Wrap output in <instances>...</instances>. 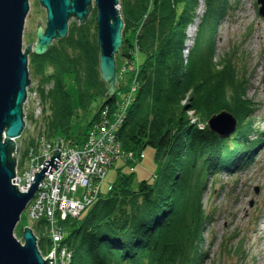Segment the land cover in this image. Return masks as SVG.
Masks as SVG:
<instances>
[{"label":"trees","instance_id":"1","mask_svg":"<svg viewBox=\"0 0 264 264\" xmlns=\"http://www.w3.org/2000/svg\"><path fill=\"white\" fill-rule=\"evenodd\" d=\"M226 1L205 0L193 47L184 61L185 31L195 16L197 0H120L124 27L117 56L124 67L137 58L136 50L144 61L118 141L136 162L142 150L154 149L157 168L150 180L136 183L132 173L119 174L108 195L99 196L83 218L85 212L64 222L79 223L66 241L73 253L72 264H201L206 258L203 233L211 216L203 210L202 198L210 179L247 159L260 140L249 136L255 129L245 75L230 59L213 61L214 31ZM145 15L136 39L129 40L128 34L135 35ZM90 23L91 19L70 28L64 40L38 58V64L32 61L42 78L39 93L49 107L42 135L50 142L72 140L75 114H87L102 101L90 126L100 117L103 105L110 108L116 100L117 96L106 97ZM68 79L78 95L76 110L66 91ZM48 83L52 88L45 94L42 88ZM186 95L188 103L182 107ZM186 111L193 112L195 121ZM222 111L236 121L230 146L207 128L211 116Z\"/></svg>","mask_w":264,"mask_h":264},{"label":"rangeland","instance_id":"2","mask_svg":"<svg viewBox=\"0 0 264 264\" xmlns=\"http://www.w3.org/2000/svg\"><path fill=\"white\" fill-rule=\"evenodd\" d=\"M118 1L120 4V0ZM204 2L205 0H197L195 16L185 31V41L182 49L184 61L193 47L199 19L201 20L204 13ZM226 3L227 8L221 19L217 21L214 31L213 61L218 62L221 61L222 58L230 59V61L235 64L236 69L241 70L242 72L240 73L245 75L246 98L253 103L252 123L255 129L249 136L251 140H260L258 146L247 155V159L243 160L241 158L234 169L230 171H220L210 179L207 191L202 198L203 210L206 214L210 215L211 218L203 233L202 246L203 252L206 253V258L202 260L201 264H264V135H259L260 133H264V18L260 17L258 14L259 6L257 5V0H227ZM120 10L119 5V12ZM95 18L96 11L92 3L86 23L91 19V32L96 36L97 40ZM145 20L146 15L138 24L135 35L133 36L134 33L128 34L127 38L129 40H133L134 42ZM38 24H40L41 32H44V25L46 26V12L40 6L38 0H28V13L25 18L22 32V52L24 53L29 44L32 43L27 65L30 85L26 90L27 97L23 105L25 128L21 137L14 141L16 143L14 152L18 160V164L16 163L17 168L15 166L14 173L15 178H20L22 183H24V175L28 173L27 171L30 169L33 173V169L37 167V162L34 158L44 154V150L47 148L48 144H51L52 147V150L49 151L51 155L54 152L56 141L50 142L45 139V135L44 137L42 135L45 133L44 124L48 121L50 112L48 104L42 101L41 94L39 93V86H43L41 85L42 78L37 76L34 71V62L38 64V58L43 57L47 53L46 51L40 56L34 54ZM84 25L85 24L81 25L79 22L72 19L68 23V30L75 26L80 27ZM57 42L58 41L52 42L51 46L56 45ZM136 51L134 53H136L135 55H137V58L134 59L132 64H128L131 66H127L128 70L125 71L126 73H124V71L122 72L124 61H121L119 56H115L117 84L114 96L117 97L110 108L107 107L108 105H103L99 110L101 112L98 111L101 116L106 114L107 119L111 117L110 121L116 110L119 109L120 111V104L123 103L122 100L128 96L127 92L131 93L133 91L132 97L136 94L137 89L135 85L137 84L138 69L144 61L143 56L137 54L138 52ZM33 60L35 61L32 63ZM47 73H51L49 68ZM71 82L70 79L66 80V91L70 95L72 102L71 106L76 110L78 95ZM51 88L52 83H48L42 90L47 94ZM187 98L188 96L186 95L185 99L181 101L180 106L185 107L187 105L189 99ZM101 103L102 101L96 103L91 112L87 114L79 113L78 115H74L70 131L72 140L67 141L68 139H63V141L66 140V142L70 143V149L78 152L84 151L83 149L86 147L85 144L88 142L90 134L92 133L90 128L95 122L98 123L100 121V117L90 126L88 123L94 118L97 108L101 106ZM192 113L193 112L186 111V115L189 116L192 121H195ZM234 133L228 139L223 140L227 141L229 146L234 139ZM77 138H79V140H77ZM93 138L96 139L98 150H102V145L104 147L106 145V136L105 138L100 137L99 139V135H96ZM60 141L62 143L61 139ZM62 145L61 148L56 151H61ZM118 150L121 151V158H119L113 166L108 167L105 174H103V176L101 175L102 177L100 175L94 177L91 172L96 169V165L92 167L93 163L91 161H87V159L83 161L84 159L81 158L83 163L86 162L87 165H90V169L92 170L85 173L82 178L87 177L88 180H92V184L97 188L93 200H90V198L88 199L90 201V206L98 200L99 196L105 197L108 195L109 188L116 182L119 174L132 173L133 180L136 183L143 180H150L156 172L157 165L155 163L154 149L147 147L142 150V157L137 162L134 161L135 156L133 153H124L120 142ZM96 152L98 154L100 153L99 151ZM108 158L110 159L111 157ZM93 162H95V160H93ZM81 165L85 164L81 163ZM41 171L42 169L39 173ZM47 177L48 173H45L43 179ZM74 181L77 183L76 192H74L76 193L75 198H81L82 195L86 193V189L89 188L88 185L90 182L85 185L82 183L81 178L74 179ZM62 186V188H64V184H62ZM87 194L88 192L86 195ZM34 196L35 194L33 198ZM85 214L86 212L80 216V219L83 218ZM36 225L37 222L30 221L24 210L20 216V221L15 227L14 238L18 242L20 241L19 243L23 246V230L24 228L31 229L38 237L36 246L39 252L42 248L41 245H43L45 241L42 238V234L44 233H42L41 229ZM78 226V222L72 226L63 224L66 238ZM33 228L35 230H33ZM234 248L240 250H238V252H233Z\"/></svg>","mask_w":264,"mask_h":264},{"label":"water","instance_id":"3","mask_svg":"<svg viewBox=\"0 0 264 264\" xmlns=\"http://www.w3.org/2000/svg\"><path fill=\"white\" fill-rule=\"evenodd\" d=\"M46 12L44 32L37 25L34 54L43 55L52 42L67 37L68 23L74 19L85 24L92 3L96 11L97 45L99 48V71L107 84V98L116 92L117 74L115 56L122 48L123 21L118 0H38ZM258 14L264 18V0H257ZM28 13V0H0V264H44L37 250L32 230L24 228L23 246L14 238V230L27 204L33 198L44 174L50 175L51 167L59 166L60 139H56L54 155L43 164L40 173L25 193L18 191L15 180V140L24 131L23 105L29 88L28 55L30 46L22 52V32ZM236 127L235 119L227 112L211 116L208 131L218 139H228ZM55 161V165H53ZM19 181V180H17ZM264 207V201H263Z\"/></svg>","mask_w":264,"mask_h":264},{"label":"built area","instance_id":"4","mask_svg":"<svg viewBox=\"0 0 264 264\" xmlns=\"http://www.w3.org/2000/svg\"><path fill=\"white\" fill-rule=\"evenodd\" d=\"M127 66L131 65L126 63L122 72L128 70ZM132 95L133 91L122 100L123 103L120 104V111L119 109L116 110L111 121V117L107 119L106 114L104 116L100 115V121L98 123L95 122L96 124L94 123L90 128L92 133L90 134L88 142L85 144L86 147L83 149L84 151L78 152L70 149V143L61 139L63 147L62 150L59 151L60 161L58 162V168L56 170L51 168L52 174L50 175L48 173V177L44 178L39 183L34 198L25 209L27 218L30 221L39 223L38 227L41 229L42 233H44L42 234V238L45 243L41 250H39L44 264H71L73 253L66 243L67 238L64 233L63 224L68 219H77L82 212L90 206V201L88 199L90 198V200H93L97 190V188L94 187L95 185L92 184V180H88L87 177L82 178L85 173L92 171L90 165H87L86 162L83 163V161L87 159V161L93 163L92 167L96 165V169L91 172L94 177H96V175L103 176L107 168L113 166L115 162L121 158V151L118 150V133L125 121ZM96 135H99V139L100 137L105 138L106 136V145L105 147L102 145V150H98L96 139L93 138ZM50 150H52V147L51 144H48L47 148L44 150L45 153L34 158L37 162V167L33 169V173L30 169V172L27 171L28 173L24 175V183H22L20 178H15L14 184L18 185L20 193H25L29 190L30 183L34 180V174L39 173V171L43 169L44 162L48 161L50 157L53 156V153L50 155ZM96 151L100 153L98 154ZM108 157L111 158L109 159ZM81 158L84 160L82 161ZM93 160H95V162H93ZM17 161L16 156V163L18 164ZM81 163L85 165H81ZM78 178H81L82 183L85 185L90 182L88 185L89 188L86 189V193L88 192V194L86 195V193H84L81 198H75L76 193H74L77 187V183H75L74 179ZM62 184H64V188H62ZM36 239H38V237H36Z\"/></svg>","mask_w":264,"mask_h":264},{"label":"clouds","instance_id":"5","mask_svg":"<svg viewBox=\"0 0 264 264\" xmlns=\"http://www.w3.org/2000/svg\"><path fill=\"white\" fill-rule=\"evenodd\" d=\"M32 233H33V235H34V237L36 238L37 236L35 235V233L32 231ZM37 240V239H36ZM38 250V249H37ZM42 257V256H41Z\"/></svg>","mask_w":264,"mask_h":264}]
</instances>
